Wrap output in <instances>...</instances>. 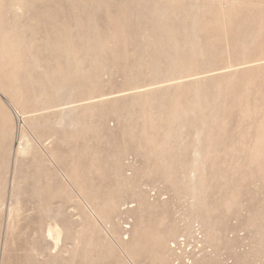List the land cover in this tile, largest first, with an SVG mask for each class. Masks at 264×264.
<instances>
[{
  "label": "rangeland",
  "instance_id": "rangeland-1",
  "mask_svg": "<svg viewBox=\"0 0 264 264\" xmlns=\"http://www.w3.org/2000/svg\"><path fill=\"white\" fill-rule=\"evenodd\" d=\"M19 1L0 264H264V0Z\"/></svg>",
  "mask_w": 264,
  "mask_h": 264
},
{
  "label": "bare ground",
  "instance_id": "bare-ground-1",
  "mask_svg": "<svg viewBox=\"0 0 264 264\" xmlns=\"http://www.w3.org/2000/svg\"><path fill=\"white\" fill-rule=\"evenodd\" d=\"M6 1V3H4ZM26 1V0H25ZM24 1V2H25ZM4 2L2 1H0V10H3V12L1 13V15H0V40L1 41H5V40H7L8 38H10L12 35L11 34H15L16 33V28L18 29V27H17V18H18V15H20L19 13H21V12H24L25 13V15H28L29 14V10H28V8H27V6H29L30 7V5H28V4H23V3H21L19 0H4ZM28 2V1H27ZM174 3L176 4V3H178V0H174ZM158 4V3H157ZM156 4V5H157ZM168 5V4H167ZM33 7V6H32ZM159 11V10H158ZM23 13V14H24ZM2 15H6L8 18H10L9 19V21H8V24H6V25H8V27L6 28V25L3 23V20L1 19V17H2ZM24 15V16H25ZM167 15V14H166ZM21 16H23L22 15V13H21ZM30 16V15H29ZM20 18H23V17H20ZM22 20V19H21ZM28 19L26 18V21H27ZM31 20H32V18H31ZM25 21V22H26ZM21 23V22H20ZM26 23H28V21L26 22ZM25 23V24H26ZM19 24V23H18ZM22 24H23V21H22ZM27 25V24H26ZM30 25V24H29ZM31 26V25H30ZM57 27V26H56ZM19 28H20V24H19ZM31 28V27H30ZM58 28V27H57ZM23 29V28H22ZM20 30V29H19ZM24 30V29H23ZM64 30V29H63ZM21 31V30H20ZM20 33V32H19ZM22 33H23V31H22ZM29 33V32H28ZM27 33V34H28ZM14 34H13V36H14ZM17 34H18V32H17ZM26 34V33H25ZM56 34V33H55ZM11 35V36H10ZM18 35H20V34H18ZM29 35V34H28ZM27 36V35H26ZM25 36V37H26ZM30 36V35H29ZM16 37H17V35H16ZM24 37V38H25ZM52 37V36H51ZM13 40V39H12ZM9 41V40H8ZM11 41V40H10ZM14 41V40H13ZM12 41V42H13ZM22 41V40H21ZM24 41V40H23ZM12 42H11V44H12ZM15 42V41H14ZM16 42H17V39H16ZM7 43V42H6ZM6 46V45H5ZM4 46V47H5ZM12 46V45H11ZM13 46H14V44H13ZM15 49V48H14ZM2 51V50H1ZM0 51V52H1ZM6 51H7V48H6ZM16 52V51H15ZM60 52V51H59ZM67 52V51H66ZM3 56V55H2ZM1 61V60H0ZM2 61H4V60H2ZM96 63V62H95ZM97 67V66H96ZM134 95H136V94H134ZM138 95V94H137ZM140 95H142L141 93H140ZM119 100V99H118ZM117 100V101H118ZM92 103V102H91ZM89 104V103H88ZM91 105V104H90ZM10 106V108L11 109H13L12 108V106L11 105H9ZM87 106V105H86ZM86 106H83L84 107V109H85V107ZM93 106H94V104H93ZM79 107H81V105H79V106H74V107H72V108H70V109H64V110H62V111H60L59 112V114H60V120H59V124H62L66 119H68L69 117V115H70V113L71 112H73V111H75V110H79L80 108ZM89 107V106H88ZM92 107V106H91ZM82 108V107H81ZM87 108V107H86ZM58 114V115H59ZM22 117V116H21ZM24 141V140H23ZM27 141V140H26ZM29 141V140H28ZM25 143V142H24ZM28 144H30V143H28ZM20 146H21V144H20ZM26 146H27V143H26ZM29 146H27V147H25V148H28ZM31 147V146H30ZM21 148V147H20ZM18 149V155L19 156H21V155H24L26 152H27V150L26 149ZM29 149V148H28ZM195 153V152H194ZM197 159V158H196ZM199 161V160H198ZM125 180V179H124ZM18 202V201H17ZM87 205V204H86ZM13 206V205H12ZM84 206V205H83ZM89 206V205H88ZM87 206V207H88ZM89 208V207H88ZM200 208V207H199ZM12 209H13V207H12ZM14 209H15V207H14ZM13 209V210H14ZM84 209H86V208H84ZM89 211H91V210H89ZM86 212V211H85ZM93 214V213H92ZM89 215H91V213L89 214ZM101 215V214H100ZM94 216V215H93ZM54 227V226H53ZM54 230H55V228H54ZM62 230V229H61ZM47 236V235H46ZM56 243V242H55ZM175 247V246H174ZM46 249V248H45ZM41 252H44V251H41ZM43 255V254H42ZM45 256V255H44Z\"/></svg>",
  "mask_w": 264,
  "mask_h": 264
}]
</instances>
